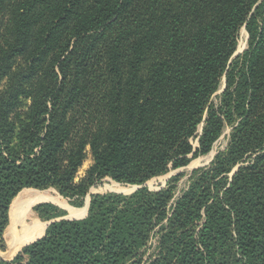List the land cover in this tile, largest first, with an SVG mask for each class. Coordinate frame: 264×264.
Masks as SVG:
<instances>
[{"label":"trees","instance_id":"trees-1","mask_svg":"<svg viewBox=\"0 0 264 264\" xmlns=\"http://www.w3.org/2000/svg\"><path fill=\"white\" fill-rule=\"evenodd\" d=\"M225 129L179 195L183 173L91 195L79 220L37 205L43 236L0 264H264V0H0L1 251L21 191L79 208L103 180L187 167Z\"/></svg>","mask_w":264,"mask_h":264},{"label":"rangeland","instance_id":"rangeland-1","mask_svg":"<svg viewBox=\"0 0 264 264\" xmlns=\"http://www.w3.org/2000/svg\"><path fill=\"white\" fill-rule=\"evenodd\" d=\"M247 34L244 30H242L240 32V37H239V41H238V46H237V50L239 51V46H242V44H244L243 49H246L247 46ZM229 134V129H225L223 135L218 139V141L214 144L213 149L211 150V152L205 156L199 157L195 160H193L187 167L183 168L180 173L184 174V177L180 180V182L178 183V188L176 190V195H179L181 190H183L186 186L187 183V177L188 175L197 168H201L204 167L206 165H208L210 163V160L212 159L213 156H215L218 152L222 151L226 144H227V137ZM91 165V160H90V156L87 155V158L85 160V162L83 163V166L81 167V169L78 172V178H80L81 176H83V174L85 173V171L89 168V166ZM175 175V171L169 172L166 175H163L161 177L152 179L148 182V188L151 191H156L161 187H164L166 185V183L168 182V180ZM133 186H126V185H121L118 183H115L109 179L103 180L101 183L97 184L96 186L92 187L89 191V194L84 198L83 204L81 207L77 208L74 207L72 205H70V203L63 199L61 196H59L53 189H47L44 191L50 192V194H52L53 196H59V198L64 201L66 204H68L70 207H73L74 209H78L81 210L83 208L86 207V204L88 203V198H90L91 195H95V194H105V193H111V192H116V193H130L133 190ZM26 190H31V191H38V190H34V189H26ZM23 190V191H26ZM23 191H21L20 193H22ZM44 191H38V192H44ZM20 193L15 197V199L20 195ZM14 199V200H15ZM14 200L12 201V203L14 202ZM36 203V204H35ZM49 202H34L32 204H30L29 206V213L26 217L27 223H31V222H36L38 227H42L44 225L43 222H41L35 211H34V207L40 204H48ZM86 203V204H85ZM34 204V205H33ZM52 204V203H50ZM33 205V206H32ZM55 205V204H53ZM12 206V204H11ZM57 206V205H55ZM58 208H60L61 210H63L64 212H66V214L69 216L70 214L64 210L63 208L57 206ZM11 209V207H10ZM82 217L83 215H79L78 217ZM75 218V217H74ZM36 238V237H35ZM36 240V239H35ZM5 243V240H4ZM6 248V246H5ZM5 250V249H4ZM1 251V250H0ZM1 261H5L0 259ZM11 260H8L6 262H9Z\"/></svg>","mask_w":264,"mask_h":264},{"label":"bare ground","instance_id":"bare-ground-1","mask_svg":"<svg viewBox=\"0 0 264 264\" xmlns=\"http://www.w3.org/2000/svg\"><path fill=\"white\" fill-rule=\"evenodd\" d=\"M244 47V44H242V46H239V51H242V48ZM34 202H51L54 203L55 205H58L59 207L67 210L71 215L76 216L78 213H85L84 209L81 210H76L73 207H70L68 204H66L64 201H62L59 196H53L52 194H50V192L44 191V192H38V191H30L27 190L23 193H21L12 203V218L15 219V222L17 225L19 224H24L25 219L29 213V206L30 204L34 203ZM31 212V211H30ZM72 217V216H71ZM32 225H35V230L39 229V227L35 224V222H33ZM31 224L29 223L28 225H26V228L30 227ZM25 228V229H26ZM30 228H28L29 230ZM28 233H32L30 231H28ZM7 238L9 237L11 240L12 239H16L18 240L17 245L14 247V249L9 252L7 255L12 256L17 249L22 245L23 242L27 241L28 239H32L33 235H28L26 237L20 238L18 237V233L14 231V228H10L7 231ZM11 240H9L8 242H10Z\"/></svg>","mask_w":264,"mask_h":264},{"label":"crops","instance_id":"crops-1","mask_svg":"<svg viewBox=\"0 0 264 264\" xmlns=\"http://www.w3.org/2000/svg\"><path fill=\"white\" fill-rule=\"evenodd\" d=\"M27 191V190H26ZM31 191V190H30ZM23 192H25V191H23ZM22 192V193H23ZM21 194V193H20ZM88 200H89V198H88ZM88 202V201H87ZM42 203V202H41ZM36 204V203H35ZM86 204V203H85ZM34 205V204H33ZM32 205V206H33ZM86 208H87V204H86V207L85 208H83L84 210H85V213H81V211H80V213H78L76 216H74V215H71L67 210V212L70 214V216H72V217H75V218H79L78 216L79 215H83L82 217H84V215L86 214ZM65 210V209H64ZM76 210H78V209H76ZM81 217V216H80ZM25 223L24 224H19V225H17L16 224V222H15V219L14 218H12V209H11V217H10V213H9V224H8V226H7V228H6V230H5V232H4V240H5V246H6V248H5V250L4 251H0V259H2V260H5V261H8V260H12L15 256H16V254H18L19 252H20V250L25 246V245H28V244H30V243H32L33 241H35V239L37 240V239H39L40 237H42L43 236V234H44V231H45V224L42 226V227H40L39 229H36L35 230V225H32L33 224V222H31L30 224H31V226L30 227H28V228H30L29 230H28V228H26V225H28L29 223H27V220L25 219V221H24ZM35 224L37 225V223L35 222ZM38 226V225H37ZM14 228V231L15 232H17L18 233V237H20V238H23V237H26V236H30V235H33V238L31 239H28L27 241H25V242H23L22 243V245L17 249V251L12 255V256H9L8 257V253L9 252H11L13 249H14V247L17 245V243H18V240H16V239H10L9 237L7 238V231L10 229V228ZM26 228V229H25ZM28 231H30V232H32V233H28ZM36 237V238H35ZM9 240H11L10 242H8Z\"/></svg>","mask_w":264,"mask_h":264},{"label":"water","instance_id":"water-1","mask_svg":"<svg viewBox=\"0 0 264 264\" xmlns=\"http://www.w3.org/2000/svg\"><path fill=\"white\" fill-rule=\"evenodd\" d=\"M248 40V36H247V39H246V41ZM245 49H243L242 51H238V50H236V52L234 53V55L232 56V59H234V58H236L238 55H240L243 51H244ZM214 157V156H213ZM213 157H212V159H213ZM212 159L210 160V162L212 161ZM182 169H180V170H178V171H175V175L176 174H178V173H180V171H181ZM235 171V170H234ZM134 188H133V190L130 192V193H117V194H126V195H128V194H132L133 192H135L136 190H138V189H140V188H142V187H148V182L147 183H145V184H143L142 186H133ZM161 188H163V187H161ZM161 188H159L158 190H160ZM158 190H156V191H158ZM111 193H116V192H111ZM43 203V202H42ZM49 203H51V202H49ZM89 203H90V198H89V200H88V203H87V208H86V214L84 215V217H79V218H74V217H71L70 215H69V218H71V219H74V220H79V219H83V218H85L86 216H87V213H88V207H89ZM52 204H54V203H52ZM58 206V205H57ZM9 213H10V211H9ZM46 226L47 225H45V228H46ZM41 238V237H40ZM34 242V241H33ZM32 242V243H33ZM31 244V243H30Z\"/></svg>","mask_w":264,"mask_h":264}]
</instances>
